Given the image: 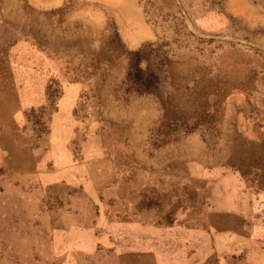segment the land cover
<instances>
[{
	"label": "rangeland",
	"instance_id": "obj_1",
	"mask_svg": "<svg viewBox=\"0 0 264 264\" xmlns=\"http://www.w3.org/2000/svg\"><path fill=\"white\" fill-rule=\"evenodd\" d=\"M0 264H264V3L0 0Z\"/></svg>",
	"mask_w": 264,
	"mask_h": 264
},
{
	"label": "crops",
	"instance_id": "obj_2",
	"mask_svg": "<svg viewBox=\"0 0 264 264\" xmlns=\"http://www.w3.org/2000/svg\"><path fill=\"white\" fill-rule=\"evenodd\" d=\"M253 3L261 2L264 3V0H252Z\"/></svg>",
	"mask_w": 264,
	"mask_h": 264
}]
</instances>
